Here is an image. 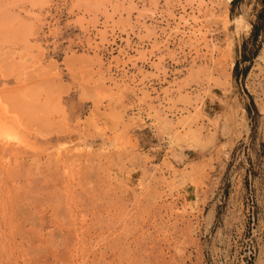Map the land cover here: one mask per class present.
Masks as SVG:
<instances>
[{
    "label": "rangeland",
    "instance_id": "obj_1",
    "mask_svg": "<svg viewBox=\"0 0 264 264\" xmlns=\"http://www.w3.org/2000/svg\"><path fill=\"white\" fill-rule=\"evenodd\" d=\"M0 92V264H264V0H0Z\"/></svg>",
    "mask_w": 264,
    "mask_h": 264
},
{
    "label": "bare ground",
    "instance_id": "obj_2",
    "mask_svg": "<svg viewBox=\"0 0 264 264\" xmlns=\"http://www.w3.org/2000/svg\"><path fill=\"white\" fill-rule=\"evenodd\" d=\"M215 2H217V1H215ZM217 3H218V2H217ZM14 87H15V86H14ZM20 88H21V87H20ZM26 89H27V88H26ZM55 89H56V88H55ZM18 90H19V89H17L15 92H17ZM20 91H23V90H19V95H21ZM1 92L4 93L3 90H1ZM1 92H0V94H1ZM6 92L8 93V91H6ZM6 92H5V94H6ZM9 92H10V90H9ZM13 92H14V91H13ZM30 92L32 93L31 96H33V95H34V90H33V91L31 90ZM17 93H18V92H17ZM22 93H23V92H22ZM10 94H11V97H12V95H13L14 93L10 92L9 94H6V97H7V95L9 96ZM14 95L17 96V94H14ZM14 95H13V97H14ZM26 96L28 97L27 93H26ZM4 97H5V96H4ZM11 97H9V98L11 99ZM21 97H22V95H21ZM0 98L5 99V98H3V97H0ZM15 98H16V97L12 98L13 100H12L11 103H13V101L16 100V101H14V103L16 104V103H17V99H18V102L20 103V100H19L20 98H18V96H17L16 99H15ZM22 98H23V100H25L24 97H22ZM34 98L37 99L38 96H37V97L34 96ZM34 98L31 97V99H34ZM28 99H30V98H28ZM42 100H43V99H42ZM4 101H5V100H4ZM7 101H8V100H7ZM26 101H28V102H25V103H27V105H28V104H29V100L26 99ZM30 101H32V100H30ZM1 102H2V101H0V103H1ZM41 102H42V101H41ZM6 103H7V102H6ZM6 103H4V104H6ZM11 103H10V107L12 106ZM19 103H18V105H19ZM21 103H22V100H21ZM31 103H32V102H31ZM37 103H38V99H37V102L35 101V103H34V104H36V105H35V108H36V109L39 107V104H41V103H39V104H37ZM42 103H43V102H42ZM15 104L12 106L13 108H15V107H14V106H16ZM34 104H32V105L30 104V105H31V106H34ZM1 105H2V104H1ZM37 105H38V106H37ZM2 106H3V105H2ZM6 106H7V104H6ZM6 106H5V107H6ZM19 106H20V108H21V104H20ZM41 106H42V105H41ZM5 107H4V108H5ZM12 107H11V108H12ZM16 107H17V106H16ZM27 107H28L31 111H33V110L29 107V105H28ZM27 107H26V108H27ZM45 107H46V106H45ZM0 108H2V107L0 106ZM6 108H7V107H6ZM15 109H19V108H15ZM15 109H14V110H15ZM6 110H9V108H7ZM26 110H27V109H26ZM26 110H25V112H27ZM34 110H35V109H34ZM15 111H16V110H15ZM31 111H30V112H31ZM42 111H43V110H42ZM6 112L8 113V111H6ZM11 112H12V111L10 110V113H11ZM14 113H17V112H14ZM18 113L20 114L21 112L18 111ZM23 113H24V112H23ZM41 113H42V112H41ZM19 114H18V115H19ZM27 115H30V116H31V114L29 113V111H28ZM15 116H16V115H15ZM19 119H20V117H19ZM17 120H18V119H17ZM18 121H19V120H18ZM1 129H6V123H4L2 119H0V130H1ZM1 131H2V130H1ZM3 140H5V139L0 138V141H1V142H0V146H1V145L4 146V142H2ZM8 140H9V139H8ZM9 142H10V141H9ZM2 143H3V144H2ZM12 143H13V142H12ZM6 144H7V139H6ZM6 144H5V145H6ZM7 145H10V143L7 144ZM12 146H13V145H12ZM12 146H11L12 149H15V148H16V146H15V148H13ZM5 148H7L8 150H7V151H6V150L4 151ZM5 148L3 147V149H2V147H0V154H2V156H3V155H4V156H5V155H8V151H9V150H12V149H10V147H9V148H8V147H5ZM17 148H18V147H17ZM17 148H16V149H17ZM24 148H25V147H24ZM24 148H22V149H24ZM68 148H69V147H68ZM19 149H20V148H19ZM26 150H27V149H26ZM54 150H55V149H54ZM20 151H21V150H20ZM28 151H29V150H28ZM4 152H5V153H4ZM9 152H10V151H9ZM12 152H17V150H14V151H12ZM62 152H63V151H62ZM20 154H21V153L19 152L18 156H19ZM25 154H26V153H25ZM66 154H67V153H66ZM9 155H10V153H9ZM14 155H15V154H14ZM70 155H71V154H70ZM72 155H73V154H72ZM0 156H1V155H0ZM11 156H13V155H11ZM11 156H10V157H11ZM22 156H23V155H22ZM59 156H60V155H59ZM63 157H65V158H64L65 162H68V161L71 159L70 156H66V155H64ZM14 158H15V157H14ZM50 158H51V157H50ZM59 159H60V158H59ZM9 161H10V160H9ZM71 161H72V160H71ZM63 163H64V162H63ZM3 164H4V163H3ZM56 164H57V163H56ZM39 169H40V168H39ZM41 170H42V169H41ZM12 172H13V171H12ZM87 172H88V171H87ZM87 172H86V173H87ZM24 175H25V174H24ZM2 176H3V175H2ZM11 176H12V173H11ZM11 176H10V177H11ZM16 177H18V175H15L13 178H16ZM85 179H86V177H85ZM8 181H9V180H8ZM6 182H7V181H6ZM16 183H17V182H16ZM50 183H51V182H50ZM13 185H14V184H13ZM8 186H9V185H8ZM14 194H15V193H14ZM58 194H59V192H58ZM13 198H14V197H13ZM36 199H37V198H36ZM10 200H11V199H10ZM40 200H41V199H40ZM41 201H42V200H41ZM16 202H17V201H16ZM16 202H15V203H16ZM32 203H33V202H32ZM40 203H41V202H40ZM41 204H42V203H41ZM33 205H34V204H33ZM5 207H6V206H5ZM36 209H37V208H36ZM23 211H25V210H23ZM34 211H35V210H34ZM53 211H54V210H53ZM23 213H24V212H23ZM35 213H36V212H35ZM54 213H56V212H54ZM58 216H59V215H58ZM17 220H18V219H17ZM40 220H41V219H40ZM35 224H36V223H35ZM41 227H42V226H41ZM15 234L17 235V233H15ZM15 234H14L13 236H15ZM13 236H12V237H13Z\"/></svg>",
    "mask_w": 264,
    "mask_h": 264
},
{
    "label": "trees",
    "instance_id": "obj_3",
    "mask_svg": "<svg viewBox=\"0 0 264 264\" xmlns=\"http://www.w3.org/2000/svg\"><path fill=\"white\" fill-rule=\"evenodd\" d=\"M252 28H253V30L251 32V38L254 39L256 37V34H257V26L255 24H253ZM244 56H245V54H244Z\"/></svg>",
    "mask_w": 264,
    "mask_h": 264
},
{
    "label": "water",
    "instance_id": "obj_4",
    "mask_svg": "<svg viewBox=\"0 0 264 264\" xmlns=\"http://www.w3.org/2000/svg\"><path fill=\"white\" fill-rule=\"evenodd\" d=\"M239 2V0H233V3L234 4H236V3H238Z\"/></svg>",
    "mask_w": 264,
    "mask_h": 264
}]
</instances>
